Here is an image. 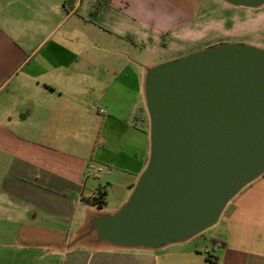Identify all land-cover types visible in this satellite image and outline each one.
Returning <instances> with one entry per match:
<instances>
[{
    "label": "crops",
    "instance_id": "1",
    "mask_svg": "<svg viewBox=\"0 0 264 264\" xmlns=\"http://www.w3.org/2000/svg\"><path fill=\"white\" fill-rule=\"evenodd\" d=\"M200 2L0 0V264H264V173L208 234L147 249L95 229L148 161V59L186 45ZM99 191L113 211L83 200Z\"/></svg>",
    "mask_w": 264,
    "mask_h": 264
},
{
    "label": "water",
    "instance_id": "2",
    "mask_svg": "<svg viewBox=\"0 0 264 264\" xmlns=\"http://www.w3.org/2000/svg\"><path fill=\"white\" fill-rule=\"evenodd\" d=\"M143 93L147 164L127 200L95 229L116 246L157 249L215 224L264 173V49L227 42L166 60L146 70Z\"/></svg>",
    "mask_w": 264,
    "mask_h": 264
},
{
    "label": "rangeland",
    "instance_id": "3",
    "mask_svg": "<svg viewBox=\"0 0 264 264\" xmlns=\"http://www.w3.org/2000/svg\"><path fill=\"white\" fill-rule=\"evenodd\" d=\"M175 3L178 4L179 2ZM182 3L183 7H186L187 2L183 1ZM201 4L207 7V11L202 6V9H199L197 23L192 27V30H197V32L191 35L189 41L185 42L186 45L182 46V43L174 41L167 48H164L161 44V58L151 56L148 60L158 64L190 53L184 51L191 50L194 52L208 46L227 42H241L264 49V4L255 8L233 6L223 0H201ZM182 52L183 54H178ZM139 102L144 107L142 116L144 125L149 131L144 93L140 96ZM110 199L107 207L103 205L94 208L113 211L112 207L115 204L112 202V198ZM213 226L206 228L202 234H208L213 230ZM202 236L199 235L198 238H203ZM85 243H89V241L85 240ZM102 244L107 243L103 241Z\"/></svg>",
    "mask_w": 264,
    "mask_h": 264
},
{
    "label": "trees",
    "instance_id": "4",
    "mask_svg": "<svg viewBox=\"0 0 264 264\" xmlns=\"http://www.w3.org/2000/svg\"><path fill=\"white\" fill-rule=\"evenodd\" d=\"M99 9V6L96 7V10ZM83 200L95 207H101L105 204V192L99 191L96 195H93L91 197H83Z\"/></svg>",
    "mask_w": 264,
    "mask_h": 264
},
{
    "label": "built area",
    "instance_id": "5",
    "mask_svg": "<svg viewBox=\"0 0 264 264\" xmlns=\"http://www.w3.org/2000/svg\"><path fill=\"white\" fill-rule=\"evenodd\" d=\"M94 195H96V194H94Z\"/></svg>",
    "mask_w": 264,
    "mask_h": 264
}]
</instances>
